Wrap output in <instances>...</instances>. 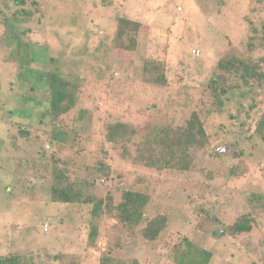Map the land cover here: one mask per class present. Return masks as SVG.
<instances>
[{
  "label": "rangeland",
  "instance_id": "obj_1",
  "mask_svg": "<svg viewBox=\"0 0 264 264\" xmlns=\"http://www.w3.org/2000/svg\"><path fill=\"white\" fill-rule=\"evenodd\" d=\"M118 17L142 24L134 52L116 48ZM234 59H264V0H0V257L100 264L109 254L124 264H178L192 246L211 252L210 264H264V91L245 98L233 90L218 105L211 96L213 79L227 88L240 82L220 68ZM148 60L164 65V81L144 82ZM50 72L82 82L62 119L68 144L53 141L45 116ZM197 110L206 145L192 150L189 171L139 161L149 131L183 126ZM116 123L135 134L108 142L106 127ZM101 163L111 168L107 180ZM54 165L67 166L94 202L109 191L115 206L124 191L146 194L147 218L166 217L165 231L147 243L142 227L95 216L94 203H53ZM251 212L250 233L227 232Z\"/></svg>",
  "mask_w": 264,
  "mask_h": 264
},
{
  "label": "trees",
  "instance_id": "obj_2",
  "mask_svg": "<svg viewBox=\"0 0 264 264\" xmlns=\"http://www.w3.org/2000/svg\"><path fill=\"white\" fill-rule=\"evenodd\" d=\"M26 0H16L17 5H24ZM20 15L16 11L14 16ZM6 23L9 22L6 18ZM142 29V24L126 18H117V32L115 45L117 50L134 52L137 48L138 35ZM220 68L226 72H232L239 79L232 87H222L217 79H213L210 84L211 96L214 98V105H218L222 97H227L230 91L242 93L248 98L255 89L264 91V59L261 63L252 61H242L239 59L230 60L220 64ZM143 80L148 84H158L165 80L164 65L151 60L145 62L143 70ZM48 86V99L45 116L51 119L52 130L50 136L54 142L68 144L73 138L70 124L62 123V119L69 116L77 106L78 90L82 84L81 80L66 79L61 75L50 72L46 75ZM256 105V104H255ZM254 106L251 108L253 109ZM201 111H194L185 125L179 127H163L158 130L149 131L138 145V159L147 168L158 170L174 169L187 172L192 168L193 149H199L206 145L205 120ZM209 113V112H208ZM64 120V119H63ZM107 141L118 144L122 140H129L135 129L129 124L116 123L107 125ZM257 131L264 141V115L257 124ZM68 167H52L51 201L58 204L69 205H93V214L105 215L107 218L115 220L117 224L138 228L145 242L153 243L167 227V218L159 215L154 219L147 218L145 209L149 202L146 194L133 191H124L122 201L115 206L113 203V193L108 192L106 200L95 201L84 196V184L72 181L68 175ZM100 178L107 180L111 176V168L101 163L98 167ZM252 202L256 203L258 198L253 197ZM259 209V205L253 206ZM257 213H255L256 215ZM254 213H249L244 222H238L230 226L227 230L232 236L248 234L252 231ZM93 238L97 237V229L92 230ZM190 246L192 244H189ZM213 254L208 251H200L197 248H190L183 255H179L178 264H210ZM0 264H25L21 256L8 255L0 257ZM100 264H124L110 258L109 254L102 255ZM136 264V263H135Z\"/></svg>",
  "mask_w": 264,
  "mask_h": 264
},
{
  "label": "built area",
  "instance_id": "obj_3",
  "mask_svg": "<svg viewBox=\"0 0 264 264\" xmlns=\"http://www.w3.org/2000/svg\"><path fill=\"white\" fill-rule=\"evenodd\" d=\"M194 53H196V52H194Z\"/></svg>",
  "mask_w": 264,
  "mask_h": 264
}]
</instances>
